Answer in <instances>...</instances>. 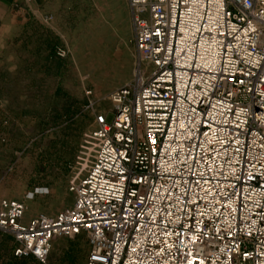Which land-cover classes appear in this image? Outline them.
<instances>
[{
	"label": "built area",
	"instance_id": "1",
	"mask_svg": "<svg viewBox=\"0 0 264 264\" xmlns=\"http://www.w3.org/2000/svg\"><path fill=\"white\" fill-rule=\"evenodd\" d=\"M127 1L139 72L90 103L70 206L0 202L13 256L82 235L86 264H264V0Z\"/></svg>",
	"mask_w": 264,
	"mask_h": 264
},
{
	"label": "rangeland",
	"instance_id": "2",
	"mask_svg": "<svg viewBox=\"0 0 264 264\" xmlns=\"http://www.w3.org/2000/svg\"><path fill=\"white\" fill-rule=\"evenodd\" d=\"M139 69L127 0H62L49 24L21 20L0 44V202L24 201L27 219L70 206V183L91 159L90 103L109 107V94ZM14 247L0 230V264H86L88 253L82 235L54 240L46 263L16 258Z\"/></svg>",
	"mask_w": 264,
	"mask_h": 264
},
{
	"label": "crops",
	"instance_id": "3",
	"mask_svg": "<svg viewBox=\"0 0 264 264\" xmlns=\"http://www.w3.org/2000/svg\"><path fill=\"white\" fill-rule=\"evenodd\" d=\"M62 0H0V44L13 35L26 16L35 15L45 23L57 17Z\"/></svg>",
	"mask_w": 264,
	"mask_h": 264
}]
</instances>
